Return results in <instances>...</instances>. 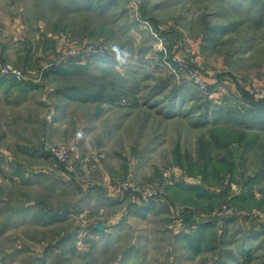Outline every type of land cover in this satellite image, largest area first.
<instances>
[{
	"label": "rangeland",
	"instance_id": "rangeland-1",
	"mask_svg": "<svg viewBox=\"0 0 264 264\" xmlns=\"http://www.w3.org/2000/svg\"><path fill=\"white\" fill-rule=\"evenodd\" d=\"M0 76V264H264V0H0Z\"/></svg>",
	"mask_w": 264,
	"mask_h": 264
},
{
	"label": "built area",
	"instance_id": "built-area-1",
	"mask_svg": "<svg viewBox=\"0 0 264 264\" xmlns=\"http://www.w3.org/2000/svg\"><path fill=\"white\" fill-rule=\"evenodd\" d=\"M104 41L92 42V43L88 42L84 46L79 45V46L73 47L71 48L70 52L67 55L70 54V56H79V57L82 56L81 59H85L86 58L85 54L88 52H92V53H96V55L101 56V57H108L112 54L113 50H112V47H110L109 42H106V41L104 42ZM67 59L68 57H66V60ZM5 71L8 72L10 70L6 69ZM192 76L194 77V80L196 81V83H198V85L205 87V82H203L199 74L194 72ZM0 77H3V76H0ZM14 77L19 80H23L22 76H14ZM259 91H261V88L251 89V93H253L256 96L259 95ZM263 95H264V91L262 92V96ZM45 147L55 157L56 162H58L61 165V164H66L71 159L74 153V150L76 149V144L60 142V143H50V144L45 145ZM128 187H130V184L124 183L123 186L117 188V190H120V188H128ZM142 193H143V197L141 198L146 199V200L157 197L156 192H154L153 190L149 188H144L142 190Z\"/></svg>",
	"mask_w": 264,
	"mask_h": 264
},
{
	"label": "crops",
	"instance_id": "crops-1",
	"mask_svg": "<svg viewBox=\"0 0 264 264\" xmlns=\"http://www.w3.org/2000/svg\"><path fill=\"white\" fill-rule=\"evenodd\" d=\"M71 94H73L72 92H70V93H68V98H70V99H72L70 96H71ZM79 100V99H78ZM75 102V101H74ZM82 104V108L83 109H90L92 106V104H90L92 101H80ZM95 103V110H94V112L93 113H91V118H90V120H89V122H85V124L87 123V125L88 124H95V123H98V122H96L100 117H103V115L105 114V115H107L110 111H112L111 109H110V105H106V103H100V102H94ZM71 121V120H70ZM86 125V126H87ZM77 126L78 127H82L79 123L77 124ZM81 128H78V131H81L80 130ZM77 131V133H76V137L74 136V137H72V138H70L69 140H67V141H61V142H65V143H69V142H73L74 144H76V142H78V137L80 136V134H79V132ZM91 132V131H90ZM90 132H86L85 134H87V133H89L90 135H92V133H90ZM85 134H84V137H86L85 136ZM79 142H81L80 140H79ZM77 155V154H76ZM79 158L83 161L84 160V158H83V156H80V154H79ZM78 163H79V161H78ZM80 164V163H79ZM131 168H132V166H131ZM107 235V233H99L98 234V236H100V238H98V239H96L97 241L98 240H100V241H102V239L105 237ZM119 236L117 235V234H113V235H110V241L111 242H113L114 240H119V238H118ZM258 237L259 236H255V237H250V242L249 243H252L253 245H254V243H257L259 240H258ZM106 243H108V242H106ZM132 244H129L128 245V247L126 248H124L123 250H122V254H119L120 255V257L122 258V257H124V259H123V261L125 262V264H131L132 263V259H131V257L133 256V253H134V251H135V249L136 248H134V249H131V248H129L130 246H131ZM128 253V254H127ZM115 257V256H114ZM112 261H113V264H120V263H118L117 262V260H116V257H115V259H111ZM143 261L141 260L140 261V264H143L142 263ZM108 263L110 264L111 263V261L109 262L108 261Z\"/></svg>",
	"mask_w": 264,
	"mask_h": 264
},
{
	"label": "trees",
	"instance_id": "trees-1",
	"mask_svg": "<svg viewBox=\"0 0 264 264\" xmlns=\"http://www.w3.org/2000/svg\"><path fill=\"white\" fill-rule=\"evenodd\" d=\"M1 78L0 77V81H1ZM16 80L17 82L19 81L18 79H14ZM73 93V92H72ZM72 99H79L81 101H88V100H99L97 97H94V96H90V95H87V94H83L82 92H77V94L73 93L71 94L70 96Z\"/></svg>",
	"mask_w": 264,
	"mask_h": 264
},
{
	"label": "water",
	"instance_id": "water-1",
	"mask_svg": "<svg viewBox=\"0 0 264 264\" xmlns=\"http://www.w3.org/2000/svg\"><path fill=\"white\" fill-rule=\"evenodd\" d=\"M97 227H98L99 229H104V225L101 224V223H97Z\"/></svg>",
	"mask_w": 264,
	"mask_h": 264
}]
</instances>
